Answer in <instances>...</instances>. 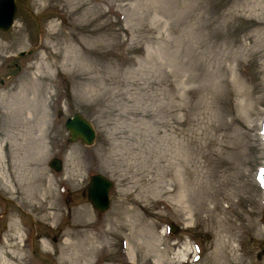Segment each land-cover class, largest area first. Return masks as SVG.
Segmentation results:
<instances>
[{"label": "rangeland", "instance_id": "1", "mask_svg": "<svg viewBox=\"0 0 264 264\" xmlns=\"http://www.w3.org/2000/svg\"><path fill=\"white\" fill-rule=\"evenodd\" d=\"M16 4L12 27L0 30V167L8 183L0 180V250L24 254L7 253L8 261L264 264V0ZM41 44L52 51V67L36 79L47 89L43 132L34 131L43 160L39 142L24 141L38 104L32 116L3 105L14 84L38 75ZM75 112L96 130L90 146L67 140L64 122ZM53 157L60 172L49 166ZM95 173L114 182L103 213L86 196ZM54 209L60 216L47 219ZM73 223L79 229L66 241ZM65 245L99 250L65 263Z\"/></svg>", "mask_w": 264, "mask_h": 264}, {"label": "bare ground", "instance_id": "2", "mask_svg": "<svg viewBox=\"0 0 264 264\" xmlns=\"http://www.w3.org/2000/svg\"><path fill=\"white\" fill-rule=\"evenodd\" d=\"M17 26L19 27L18 28L19 33H21V31H23L22 26L21 25H17ZM40 46L44 49V52H43V56H41V61L38 64H36L37 65L36 70L38 72V75H36V72H32V74L26 75L23 81L18 82V84H14V87H13L15 89L14 92L10 93V99L3 105L5 107L13 110L14 114L20 113V111H22V110H26L27 115L32 116L33 114H32L31 109H32V107H35L36 104H38V107L40 108L39 109L40 113H39V119H38L37 125L32 126L30 139H28L26 137L24 141L33 142V143L39 142L38 143V145H39L38 146V152L40 153L39 159L43 160L44 156L42 155V152L44 150V143L42 142V136H40V134L35 135L34 131L37 129V131L39 133L42 134V132H43V127L45 124V122L43 120H44V115L46 113V109L48 107L47 106L48 104H47V101L45 98L47 89L45 90V92H43V88L41 89L40 87L37 86L36 79H38L39 77L45 78V76L43 74H46L45 71L48 70L47 68L52 67V65H51L52 63L49 60V58L52 54V51H51L50 47L47 45L41 44ZM0 48H1V46H0ZM4 94H6V93H4ZM39 96H41L43 98L42 101H41ZM16 116H17V114H16ZM20 119H22V118L18 119V123H21ZM0 180L4 183L5 187L8 186L7 174L5 173V171L1 167H0ZM10 188L13 189V185H11ZM11 189H9V191H11ZM86 190H87V188H86ZM53 211L51 212V216H47V219H50L51 217L57 218L60 216V210L59 209H54ZM78 227H79V225L77 223L70 224L67 227V229L64 233V235L66 237V241H68V239L69 240L72 239L71 234L73 235V233H71V232L78 230L79 229ZM9 228H10V230H13V232L17 231L15 237L17 238V240L22 241L23 232L18 228L17 224L14 221H12L9 224ZM80 233L81 232H78V234H76L75 236H79ZM106 236H107V232H104L105 238L103 240V244L101 245V249L105 244L108 243V239L106 238ZM87 240L101 244L100 242H96L92 236H88ZM66 244H70V243L68 242ZM42 245H43V242H42ZM60 250H61L60 252L62 254V259L64 260V262L65 263L66 262L71 263L73 261H80L82 256H84L87 252H88L89 256H91L94 252L99 250V246L98 245L97 246L92 245L88 251H80V253L78 251L73 253L74 251L69 250L66 245L64 248H62ZM188 251H190V250L187 247V244H186V246L181 247V250L176 253L178 259H181V260L185 259L184 257H185V255H187ZM7 253H11V256H17V255L20 256V255L24 254V249L23 248H16V246H15L14 248L12 247L8 251L0 250V264H11L6 257Z\"/></svg>", "mask_w": 264, "mask_h": 264}, {"label": "water", "instance_id": "3", "mask_svg": "<svg viewBox=\"0 0 264 264\" xmlns=\"http://www.w3.org/2000/svg\"><path fill=\"white\" fill-rule=\"evenodd\" d=\"M17 0H0V30L8 31L14 22V15L17 9ZM23 55V52L20 53ZM69 132V142L81 141L84 144H91L95 139V130L91 123L79 113L68 117L64 124ZM50 166L55 171H60L61 160L52 158ZM261 182L264 185V172L261 173ZM112 183L100 174L92 175L87 187V198L98 211H105L109 206L108 190ZM175 231V228L172 230Z\"/></svg>", "mask_w": 264, "mask_h": 264}, {"label": "snow or ice", "instance_id": "4", "mask_svg": "<svg viewBox=\"0 0 264 264\" xmlns=\"http://www.w3.org/2000/svg\"><path fill=\"white\" fill-rule=\"evenodd\" d=\"M262 172H264V170H261Z\"/></svg>", "mask_w": 264, "mask_h": 264}]
</instances>
